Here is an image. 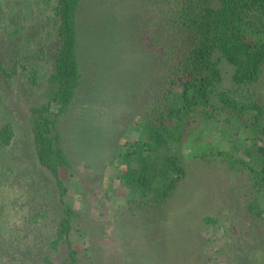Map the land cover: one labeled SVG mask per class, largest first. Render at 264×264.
<instances>
[{"label": "rangeland", "instance_id": "rangeland-1", "mask_svg": "<svg viewBox=\"0 0 264 264\" xmlns=\"http://www.w3.org/2000/svg\"><path fill=\"white\" fill-rule=\"evenodd\" d=\"M24 1L0 0V54L5 64L10 65L20 55L19 44L24 36L35 41L33 48L37 43H43L44 56L40 60L41 51H37L34 62L40 64L41 80L44 81L52 67L54 48L52 44L44 43L47 27L38 17L35 0H27L32 4L30 9L27 7L29 18L22 13L27 5ZM147 1L151 0H99L96 5L97 0H83L78 12L83 82L70 108L72 118L78 120L74 121L70 137L66 135V138L71 145H79L84 150L70 153L75 171L69 173L67 196L73 203V212L78 213L82 221L79 226L83 233L76 240L83 238L81 250L89 244L93 251H81V259L76 263L259 264L264 254V219L260 217L257 222H254L256 217L243 220V213L237 208L234 209L236 213L228 209L230 215L224 214L223 193L214 197L208 193L214 188L220 189V178L214 172H205L199 164L168 200L151 202L148 207H141L142 211L126 201L128 187L121 181V160L124 153L134 149L124 142L139 137L137 122L131 123L137 121L138 111L151 106L150 101L157 96L162 84L159 83L160 76L169 72L172 59L168 62L167 57L161 59V49L163 46L165 51L176 47H171L170 43L174 34L161 39L158 35L152 39L148 37L151 26H146L139 18L141 16L142 20L144 15L150 14L154 29L156 5L153 6L152 1L148 8ZM200 8L195 7L194 12H199ZM196 17L199 16L196 14ZM140 23L143 29L139 28ZM15 28H18L17 32H12ZM37 29L40 35L36 34ZM35 51L33 49V53ZM26 75L23 71L9 82L0 76V123L9 120L14 131L11 143L0 146V169L7 166L13 170L9 179L0 182V211L3 214L0 264L38 261L29 257L26 246L29 240L40 238L48 230L49 223L45 224L47 221H43L45 218L41 215H52L51 207L56 199L50 196L57 198L52 178L46 177V170L34 161L27 121V108L41 100L48 85L34 87ZM258 87L264 101V78ZM162 91L163 88L159 92ZM75 112H80L79 117ZM95 112L100 114L96 121H100L101 130L92 134L87 120ZM122 118L128 122L126 125L118 123ZM67 126H73V122L68 121ZM250 135L245 122L232 119L222 131L216 124L202 126L192 140L200 143L197 149L201 151L228 148L233 154L248 158L242 144ZM187 138L190 140L189 136ZM233 142L241 147H233ZM177 152L178 157L185 160L190 149L179 147ZM232 197L238 202L243 198L236 192L231 194ZM260 202L264 208V189ZM231 214L239 215L236 222ZM34 215L41 221L35 225L30 223V217ZM202 215H217V220L203 225ZM240 241L241 246L234 250L233 244ZM92 252H95L93 259L90 257ZM186 252V257L180 255L179 260H174L175 254ZM57 255L51 252L55 262L66 256L65 248H60Z\"/></svg>", "mask_w": 264, "mask_h": 264}, {"label": "trees", "instance_id": "trees-1", "mask_svg": "<svg viewBox=\"0 0 264 264\" xmlns=\"http://www.w3.org/2000/svg\"><path fill=\"white\" fill-rule=\"evenodd\" d=\"M82 1L35 0L38 17L47 27L43 34L45 42L41 40L54 48L52 67L46 72L44 81L41 80L40 64L34 62L37 51H41L40 60L44 56L43 43H37L33 48L35 41L24 36L19 44L20 55L10 65L5 64L0 54V76L4 80L9 82L24 71L34 87L48 85L41 100L27 108V121L34 161L46 170V177L52 178L57 198L50 196L56 199L51 207L52 215H41L45 218L43 221H47L45 224L49 223L48 230L42 231L40 238L29 240L26 246L29 257L38 260H32V264H77L81 251H93L89 244L81 250L84 240H76L83 233L79 226L82 221L78 213L73 212V203L67 196L69 173L75 171L70 153L84 150L79 145H71L66 138V135L70 137L74 121L78 120L72 118L70 108L83 82L78 49V12ZM24 3L27 5L22 13L29 18L27 7L30 9L32 4L27 0ZM98 3L99 0L96 5ZM151 3L156 5L155 28L151 25L150 14L144 15L142 20L141 16L139 18L140 22L151 26L148 37L152 39L158 35L161 39L174 34L170 43L171 47H176L167 52L164 46L161 49V59L167 57V62L172 59L169 72L159 78L162 83L159 91L162 88L163 91L157 90V96L150 101L151 106L138 111L137 121L131 123L137 122L139 137L124 142L134 149L124 153L121 160V181L128 187L126 201L142 211L151 202L168 200L199 164L205 172H214L220 178V189L214 188L208 193L213 197L223 193L224 214L230 215L228 209L236 213L234 209L237 208L243 213V220L256 217L252 221L257 222L260 217L264 219V208L260 204L264 189V101L258 87L264 78V0H151L146 2L148 8ZM198 6H201L200 11L195 13ZM141 25L139 28L143 29ZM36 34H41L39 29ZM33 49L36 50L34 53ZM99 116V112H95L87 120L92 134L101 130L100 121H96ZM232 119L245 122L251 131L245 138L246 143L242 144L248 158L233 154L228 148L197 149L200 143L196 144L192 139L197 137L202 126L216 124L222 131ZM68 121H72L73 126H67ZM118 123L126 125L128 122L122 118ZM13 135L9 120L0 123V146L9 145ZM231 145L241 147L235 142ZM184 146L190 149L185 160L180 159L177 152ZM12 172L7 166L0 169V182L9 179ZM234 192L243 196L242 201L230 198ZM231 215L236 222L239 215ZM1 217L0 211V221ZM38 219L34 215L30 217V223L34 224ZM216 220L217 215L200 218L203 225L213 224ZM239 246L241 241L235 242L233 249ZM63 247L66 256L55 262L51 252L57 255ZM180 255L184 258L187 252L175 254L174 260H179ZM259 264H264V254Z\"/></svg>", "mask_w": 264, "mask_h": 264}]
</instances>
